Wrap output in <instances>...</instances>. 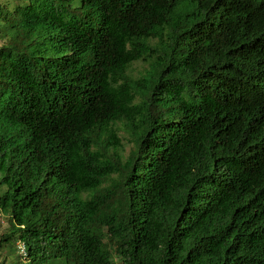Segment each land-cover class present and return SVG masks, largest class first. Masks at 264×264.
Wrapping results in <instances>:
<instances>
[{
	"label": "trees",
	"instance_id": "obj_1",
	"mask_svg": "<svg viewBox=\"0 0 264 264\" xmlns=\"http://www.w3.org/2000/svg\"><path fill=\"white\" fill-rule=\"evenodd\" d=\"M0 40V264H264V0H3Z\"/></svg>",
	"mask_w": 264,
	"mask_h": 264
},
{
	"label": "rangeland",
	"instance_id": "obj_2",
	"mask_svg": "<svg viewBox=\"0 0 264 264\" xmlns=\"http://www.w3.org/2000/svg\"><path fill=\"white\" fill-rule=\"evenodd\" d=\"M3 0H0V3L2 2ZM2 42V40H0V43ZM144 65L141 63V62H137L135 65H134V69H135V72H138L139 70L143 69ZM129 146L131 145H128L127 148L129 149ZM8 215H4L3 213H0V235L2 233H5V231H7V226H8ZM8 252V254H6ZM15 254H21L20 252H10V248L8 246H6L3 250V257L6 256L8 258V262L10 263L11 261L14 260V255ZM23 254V253H22ZM118 260V259H116ZM116 264H121L120 261H117Z\"/></svg>",
	"mask_w": 264,
	"mask_h": 264
},
{
	"label": "built area",
	"instance_id": "obj_3",
	"mask_svg": "<svg viewBox=\"0 0 264 264\" xmlns=\"http://www.w3.org/2000/svg\"><path fill=\"white\" fill-rule=\"evenodd\" d=\"M18 248L20 249L21 253L25 254V245L23 243H19Z\"/></svg>",
	"mask_w": 264,
	"mask_h": 264
}]
</instances>
